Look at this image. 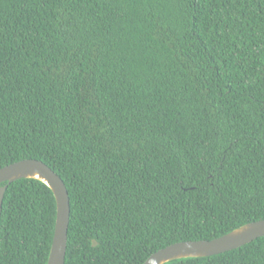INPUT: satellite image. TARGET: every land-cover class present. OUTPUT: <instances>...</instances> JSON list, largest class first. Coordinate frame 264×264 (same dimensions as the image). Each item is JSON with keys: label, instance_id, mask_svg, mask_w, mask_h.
I'll use <instances>...</instances> for the list:
<instances>
[{"label": "trees", "instance_id": "trees-1", "mask_svg": "<svg viewBox=\"0 0 264 264\" xmlns=\"http://www.w3.org/2000/svg\"><path fill=\"white\" fill-rule=\"evenodd\" d=\"M25 159L68 191L64 264L264 220V0H0V168ZM55 215L8 184L0 264H47ZM167 264H264V237Z\"/></svg>", "mask_w": 264, "mask_h": 264}, {"label": "water", "instance_id": "water-1", "mask_svg": "<svg viewBox=\"0 0 264 264\" xmlns=\"http://www.w3.org/2000/svg\"><path fill=\"white\" fill-rule=\"evenodd\" d=\"M19 179L40 181L53 193L56 215L47 264H64L70 203L63 180L46 164L35 159H25L0 168V216L7 185ZM3 183L5 185H1ZM260 237H264V220L248 223L210 241L174 243L151 254L143 264H167L176 260L212 257L235 250ZM93 245H96L95 241Z\"/></svg>", "mask_w": 264, "mask_h": 264}]
</instances>
